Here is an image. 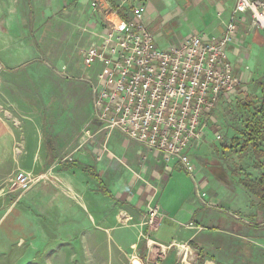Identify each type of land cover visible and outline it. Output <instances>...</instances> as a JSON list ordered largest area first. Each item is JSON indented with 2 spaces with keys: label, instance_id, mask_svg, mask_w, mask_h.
<instances>
[{
  "label": "crops",
  "instance_id": "1",
  "mask_svg": "<svg viewBox=\"0 0 264 264\" xmlns=\"http://www.w3.org/2000/svg\"><path fill=\"white\" fill-rule=\"evenodd\" d=\"M118 1L119 7L127 5L126 0ZM86 3L88 0H0L4 71L28 75L30 84L45 90L41 93L47 99L45 105L50 102L47 91L53 90L56 76L64 85L75 87L69 99L71 123L67 131L46 134L49 116L42 111L39 120L35 117L28 125L33 128V143L24 150L26 154L15 144L21 133L0 113V226H7L3 231L10 225L14 231L28 226V210L33 205V234H48L45 242L48 237L50 243L58 239L68 249H101L110 263L122 243L123 248L137 250L138 260L133 262L142 264H191L190 247L197 252V264H264V209L259 199L231 176L224 160H211L213 151L203 140L224 143L227 132L219 116L225 105L234 104L245 87L259 89L257 84L264 80V33L250 26L249 14L241 16L236 38L227 49L234 71L241 75V89L233 97L223 98L206 121L203 139L189 151L199 191L205 192V201L212 204L206 206L192 177L175 160L166 169L157 152L117 129H102L80 54L79 67L63 61L64 72L59 66L40 63L46 50L38 41L55 34L49 15L60 11L67 24L69 10H76L82 19ZM235 5L236 0H132L126 14L129 18L134 7H143L147 30L157 45L166 49L190 35L224 36ZM93 8L97 11H92L89 19L90 36L80 33V50L95 40L101 29L103 9ZM62 57L67 58L66 53ZM98 68L99 63L92 72L96 74ZM82 97L86 100L83 106L79 103ZM217 131L223 134L222 139L216 138ZM15 170H33L37 181L32 199L31 189L21 193L11 188L9 180ZM255 199L257 204L252 202ZM156 204L160 208L157 225L148 228L146 214Z\"/></svg>",
  "mask_w": 264,
  "mask_h": 264
},
{
  "label": "built area",
  "instance_id": "2",
  "mask_svg": "<svg viewBox=\"0 0 264 264\" xmlns=\"http://www.w3.org/2000/svg\"><path fill=\"white\" fill-rule=\"evenodd\" d=\"M99 5V0L92 2L101 9ZM102 9L101 29L80 51L102 129H117L157 152L166 169L175 160L192 177L204 204L211 206L206 193L199 191L189 151L204 136L206 121L223 98L241 89V75L234 71L227 49L244 14H249L252 28L264 33V0H236L224 36L190 35L166 49L147 30L143 7H134L128 19L111 6ZM215 136L222 139L223 134L217 131ZM36 181L20 171L9 184L23 193ZM159 211L157 204L148 208V228L156 227Z\"/></svg>",
  "mask_w": 264,
  "mask_h": 264
},
{
  "label": "rangeland",
  "instance_id": "3",
  "mask_svg": "<svg viewBox=\"0 0 264 264\" xmlns=\"http://www.w3.org/2000/svg\"><path fill=\"white\" fill-rule=\"evenodd\" d=\"M93 1L94 0H92V2ZM88 2L89 3H86V9L81 10L82 19L77 17V12L73 8L69 10L68 18L70 22L67 24L64 23L66 18L65 15L60 11L49 15V18L53 20L55 34L51 39L38 41L39 46L46 50V53L42 57V62L40 63H44L53 68L59 66V71L61 72L65 71L61 66L63 65L62 63L67 60H69V63H72V65L79 67L80 62L78 57L83 43L80 33L82 32L85 36H90L88 24H90L91 12L97 11V9L93 10L94 8L91 4V0H88ZM118 2H120V0ZM82 28L85 29V31ZM47 44L49 45L48 48ZM64 53H66L67 58L62 57ZM1 66L2 64L0 61V113L21 133V138H19L15 144L16 147L19 146L22 148L23 154H26L24 150L33 143V128L28 125L33 124V118L35 117L39 120L42 111L45 110L49 116L45 128L46 134L51 136V134L67 131V127L71 123L69 120V117H71L69 112V99L75 87L64 85L63 82L61 83L60 81L62 79L55 75L58 81L55 79L53 82V90L47 91L50 102L45 105L44 103L47 99L45 96L41 97V93L45 94L44 89L30 84V77L24 75L23 72H6ZM81 66L83 65L81 64ZM59 74L64 76L61 73ZM59 74L57 73V75ZM92 74L94 73H91L92 78H94L95 74L94 76ZM79 84H82V82H79ZM242 93L238 94V96L236 95L237 98H234V104L225 105V110L221 116H219L221 118L220 122L227 132L226 136L224 134L225 138L222 139L224 143L221 144V141L210 142L202 138L206 147L209 145L210 150L213 151L210 153L211 160L218 162L224 160L226 166L233 172L231 176L239 183L241 179L247 176L251 179H256L260 173V170L254 165V159L251 153L240 155L228 148V146L234 144L231 138L238 134L241 119L248 115L247 111L240 108L239 102L249 98L254 104H259L261 99V92L254 85L248 87V89L245 87ZM85 97H82L79 102L82 106L86 103ZM18 98L22 101L21 107L17 104V101H19ZM33 111L35 115H33ZM18 126H20L19 129ZM218 142H220L219 146ZM207 151H209V148H206V152ZM21 171L25 172L24 170ZM17 172L20 171L15 170L11 178ZM30 172L26 173L34 177L33 170H30ZM30 189L29 193L31 196H29L30 199H32L33 185ZM29 202L33 204V201ZM252 202L257 204L256 202L258 201L255 199L252 200ZM28 211V226L23 225L19 227L17 231H14L13 225L9 226L8 231H3L7 226H0V264H132L134 259L138 260L137 250L135 253L132 249L123 248L122 243H118L117 256L113 258L114 263H110L109 260L102 256L103 250L101 249H68V247L63 245L58 239H54L53 243H50L51 237H48L47 242H45L44 240L48 234L41 233L38 236L33 234V205L30 206ZM232 213L237 215V212L234 213L233 211ZM238 215H240V213H238ZM57 236L59 237V234H57ZM190 248L192 249H188L187 252L191 257L194 256V260L192 262L190 261V263L197 264L195 260L197 252L193 250V247Z\"/></svg>",
  "mask_w": 264,
  "mask_h": 264
},
{
  "label": "trees",
  "instance_id": "4",
  "mask_svg": "<svg viewBox=\"0 0 264 264\" xmlns=\"http://www.w3.org/2000/svg\"><path fill=\"white\" fill-rule=\"evenodd\" d=\"M126 2L125 7H119L115 0H99L102 8L111 6L118 11L121 17L128 19L126 12L131 9L132 0H126ZM257 86L261 90L260 102L254 104L249 98L239 102L240 108L247 111L248 115L241 119L238 134L231 138L234 144L227 146L231 151L240 155L252 154L254 165L260 170V173L256 179L247 176L240 182L259 199V205L264 209V80Z\"/></svg>",
  "mask_w": 264,
  "mask_h": 264
},
{
  "label": "bare ground",
  "instance_id": "5",
  "mask_svg": "<svg viewBox=\"0 0 264 264\" xmlns=\"http://www.w3.org/2000/svg\"><path fill=\"white\" fill-rule=\"evenodd\" d=\"M132 264H142L140 261H134Z\"/></svg>",
  "mask_w": 264,
  "mask_h": 264
}]
</instances>
